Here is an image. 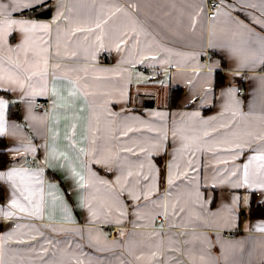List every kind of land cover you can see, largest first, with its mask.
Instances as JSON below:
<instances>
[{"label":"crops","instance_id":"crops-1","mask_svg":"<svg viewBox=\"0 0 264 264\" xmlns=\"http://www.w3.org/2000/svg\"><path fill=\"white\" fill-rule=\"evenodd\" d=\"M221 1L0 0V264L264 263V0Z\"/></svg>","mask_w":264,"mask_h":264},{"label":"trees","instance_id":"trees-1","mask_svg":"<svg viewBox=\"0 0 264 264\" xmlns=\"http://www.w3.org/2000/svg\"><path fill=\"white\" fill-rule=\"evenodd\" d=\"M222 81L218 80L217 84H221ZM0 94L8 95L6 91H0ZM15 113L10 110L9 116L12 117ZM7 138L0 135V169L6 168L12 161L11 155L6 151L7 147ZM256 194V193H254ZM5 201V192L3 186L0 184V202ZM248 216L251 218H264V203L257 202L255 198L251 201L248 209ZM264 264V263H263Z\"/></svg>","mask_w":264,"mask_h":264},{"label":"snow or ice","instance_id":"snow-or-ice-1","mask_svg":"<svg viewBox=\"0 0 264 264\" xmlns=\"http://www.w3.org/2000/svg\"><path fill=\"white\" fill-rule=\"evenodd\" d=\"M35 3L40 4L43 2V0H34ZM2 7V6H0ZM9 24H19L22 28V30L27 31L29 28H36V27H47L46 25H35V24H30L28 22H20V21H9ZM262 27H264V24H262ZM253 43L258 47L259 51L261 53H264V37H257L256 39L253 40ZM262 62H264V57H262ZM7 107V102L4 100H0V134L3 133L4 130V121H3V110ZM254 160H261L264 161V155L258 156V157H253ZM264 167V165H261ZM245 169H247V166H245ZM17 173L15 170L12 172L7 173V179L11 180L13 176H15ZM5 178L3 174H0V179ZM247 178V171H245V179ZM82 179V178H81ZM15 203V202H13Z\"/></svg>","mask_w":264,"mask_h":264},{"label":"built area","instance_id":"built-area-1","mask_svg":"<svg viewBox=\"0 0 264 264\" xmlns=\"http://www.w3.org/2000/svg\"><path fill=\"white\" fill-rule=\"evenodd\" d=\"M223 3L221 0H208L207 2V12L208 15L210 17H214L217 15L219 9L222 7ZM213 56L210 57H206L204 59V61H210L212 60ZM142 70L146 71L147 68L145 66H142ZM237 91L239 92L240 95H245L246 90L245 87L243 85H240L237 88ZM50 106V101L48 99H44V98H39L36 100V104H35V109L37 110H43V109H47ZM29 161L33 162L34 158L33 157H29ZM161 219H163V217H161ZM115 230L111 231V234L114 233Z\"/></svg>","mask_w":264,"mask_h":264},{"label":"water","instance_id":"water-1","mask_svg":"<svg viewBox=\"0 0 264 264\" xmlns=\"http://www.w3.org/2000/svg\"><path fill=\"white\" fill-rule=\"evenodd\" d=\"M243 212H245V210H243Z\"/></svg>","mask_w":264,"mask_h":264},{"label":"rangeland","instance_id":"rangeland-1","mask_svg":"<svg viewBox=\"0 0 264 264\" xmlns=\"http://www.w3.org/2000/svg\"><path fill=\"white\" fill-rule=\"evenodd\" d=\"M243 211V210H242Z\"/></svg>","mask_w":264,"mask_h":264}]
</instances>
